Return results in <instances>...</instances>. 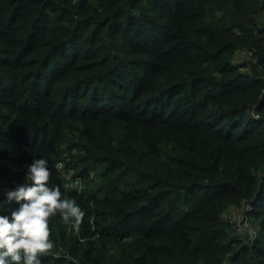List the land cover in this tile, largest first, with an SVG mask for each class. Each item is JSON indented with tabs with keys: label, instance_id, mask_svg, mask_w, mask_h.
Returning a JSON list of instances; mask_svg holds the SVG:
<instances>
[{
	"label": "trees",
	"instance_id": "trees-1",
	"mask_svg": "<svg viewBox=\"0 0 264 264\" xmlns=\"http://www.w3.org/2000/svg\"><path fill=\"white\" fill-rule=\"evenodd\" d=\"M40 157L43 264H264V0H0V188Z\"/></svg>",
	"mask_w": 264,
	"mask_h": 264
},
{
	"label": "clouds",
	"instance_id": "clouds-1",
	"mask_svg": "<svg viewBox=\"0 0 264 264\" xmlns=\"http://www.w3.org/2000/svg\"><path fill=\"white\" fill-rule=\"evenodd\" d=\"M24 177L12 188H0L5 197L0 202V264H43L42 256L55 247L49 219L59 213L78 231L85 216L75 198H62L60 185L51 183L52 169L44 157L33 159ZM13 203L18 206L6 211L5 205Z\"/></svg>",
	"mask_w": 264,
	"mask_h": 264
},
{
	"label": "rangeland",
	"instance_id": "rangeland-1",
	"mask_svg": "<svg viewBox=\"0 0 264 264\" xmlns=\"http://www.w3.org/2000/svg\"><path fill=\"white\" fill-rule=\"evenodd\" d=\"M247 56H248V53L247 52H241L240 54H239V56H238V58H239V61L240 62H242V61H246L245 59L247 58ZM59 165H62V164H60V163H58ZM63 168H64V166L62 165V167H60V168H54V170L55 171H57V172H59V178H61V179H63L64 180V186L67 188V187H74V188H78V186H79V182H78V184H75V180H70L69 181V179H70V176H69V173H65L64 172V170H63ZM76 178H78V177H76ZM68 180V181H67ZM240 215V214H239ZM239 215L237 214V218L236 217H233V220L235 219V224L237 223V221H238V217H239Z\"/></svg>",
	"mask_w": 264,
	"mask_h": 264
},
{
	"label": "water",
	"instance_id": "water-1",
	"mask_svg": "<svg viewBox=\"0 0 264 264\" xmlns=\"http://www.w3.org/2000/svg\"><path fill=\"white\" fill-rule=\"evenodd\" d=\"M245 208V206H243V209ZM243 219V215L241 214L238 218L237 223L235 224V226L230 227L227 229V235L230 238H235V237H244L249 233V230L242 227L241 222Z\"/></svg>",
	"mask_w": 264,
	"mask_h": 264
},
{
	"label": "built area",
	"instance_id": "built-area-1",
	"mask_svg": "<svg viewBox=\"0 0 264 264\" xmlns=\"http://www.w3.org/2000/svg\"><path fill=\"white\" fill-rule=\"evenodd\" d=\"M75 184H78V181H75ZM242 227L246 228V224L243 223V220L241 222ZM247 229V228H246Z\"/></svg>",
	"mask_w": 264,
	"mask_h": 264
},
{
	"label": "crops",
	"instance_id": "crops-1",
	"mask_svg": "<svg viewBox=\"0 0 264 264\" xmlns=\"http://www.w3.org/2000/svg\"><path fill=\"white\" fill-rule=\"evenodd\" d=\"M239 218V217H238Z\"/></svg>",
	"mask_w": 264,
	"mask_h": 264
}]
</instances>
